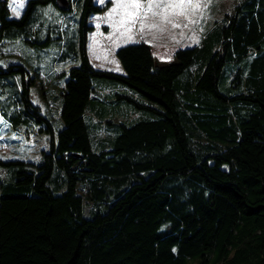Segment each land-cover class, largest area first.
Listing matches in <instances>:
<instances>
[{
	"label": "trees",
	"instance_id": "1",
	"mask_svg": "<svg viewBox=\"0 0 264 264\" xmlns=\"http://www.w3.org/2000/svg\"><path fill=\"white\" fill-rule=\"evenodd\" d=\"M67 1L26 0L12 17L0 0V53L55 44L69 64L49 70L62 78L54 131L31 101L41 67L0 63V115L49 133L36 162L0 158L14 171L0 183V264H264V0L234 1L201 44L120 45L124 74L88 56L90 16L111 0ZM95 77L143 112L108 147L84 120Z\"/></svg>",
	"mask_w": 264,
	"mask_h": 264
},
{
	"label": "rangeland",
	"instance_id": "2",
	"mask_svg": "<svg viewBox=\"0 0 264 264\" xmlns=\"http://www.w3.org/2000/svg\"><path fill=\"white\" fill-rule=\"evenodd\" d=\"M24 1L9 0L10 16L18 17V11L21 10ZM95 1L99 3L100 0ZM189 1L193 2L191 8L188 7ZM234 1L239 2L240 0H113L111 7L105 13L110 25L106 43L113 45L115 42L128 43L145 40L152 46H165L166 49L191 44L190 41L199 36V31H202L203 27L221 22L224 14L230 12ZM92 21L97 23L96 17H93ZM72 25V20H68V23L64 24L65 31L71 29ZM105 45L108 46V44ZM105 45L93 41L89 43L90 62L95 68L114 71L116 55ZM2 50L1 64L4 61L20 62L22 61L21 55H24L26 59L27 54H24V51L37 50L36 55H29L31 58L28 59L30 70L41 67L42 71L31 85V101L37 105L40 114L56 131L61 126L58 107L62 78H58L54 72L48 74L47 71L56 57L54 55L52 60L50 55L53 52H60V47L51 44L43 49H35L14 45ZM67 63L66 60L60 61L57 67L58 72L65 70L69 65ZM93 83L95 91L85 107L84 120L93 147L99 148L101 144L108 147L118 132L117 122H130L135 119L138 112H143L124 98L116 97V93L131 92V89L124 84L103 77H95ZM40 86L43 87L44 94L41 93ZM106 118H110L111 122H106ZM2 122L4 125L0 126V158H22L36 162L41 149L47 148L49 133L40 131V136H38L37 127L29 136H26L24 131L28 130L31 125L45 126V122L40 120V123H37L32 116V120L28 122L21 121L15 131L9 122L0 116V124ZM16 136L19 140L14 139ZM13 172L12 166L0 163V183L13 180Z\"/></svg>",
	"mask_w": 264,
	"mask_h": 264
},
{
	"label": "crops",
	"instance_id": "3",
	"mask_svg": "<svg viewBox=\"0 0 264 264\" xmlns=\"http://www.w3.org/2000/svg\"><path fill=\"white\" fill-rule=\"evenodd\" d=\"M26 1V0H25ZM25 1H24V4H25ZM103 0H100L99 1V3L100 2H102ZM112 2H111V4L109 5V7L107 8V9H105L104 11H102V12H100V13H94V14H92L91 16H90V20H91V22H92V24H93V26H94V28L89 32V35H88V56H89V59H90V55H89V43L91 42V41H93V42H96V43H101L102 45H105V44H108V46H106V48H108L109 50H111L112 51V53H114L115 54V50L117 49V47H119L120 45H122V44H125V43H113V45H110L109 43H106V41L108 40V36H109V32H110V25H109V23H108V21H107V19H106V10H108L110 7H111V5H112V3H113V0H111ZM24 4H22L21 5V10H19L18 12H19V15H20V13H21V11H22V9H23V6H24ZM192 5H193V2L191 1H189L188 2V7L189 8H191L192 7ZM18 15V16H19ZM95 18L96 17V19H97V23H95V22H93L92 21V18ZM215 24H208V25H206L205 27H203V30L202 31H199L200 33H199V36L197 37V38H195V39H193V41H190L191 42V44H201V42H202V39H203V37L205 36V34L214 26ZM206 32V33H205ZM141 41V40H140ZM145 41V40H144ZM148 42V41H147ZM189 42V43H190ZM14 48H17V47H14ZM15 51V50H14ZM27 54V56H26V58L27 59H29V58H31L29 55H36V53L37 52H35V51H33V50H26V51H24V54ZM24 56V55H23ZM22 55H21V60H24V58L25 57H23ZM49 70L50 69H48V71H47V73L49 74V73H51V72H49ZM114 71H116V72H118V73H121V74H124L125 73V71H124V68L122 67V65H121V63H120V61L118 60V58L116 57V69L114 70ZM40 73H42V71H40ZM0 116H2V115H0ZM3 117V116H2ZM1 125H4V123L2 122L1 124H0V126ZM11 125V124H10ZM14 131H15V129H14ZM34 131H32L29 135H31L32 133H33ZM28 135V136H29ZM37 135L38 136H40V133L37 131ZM14 139H16V140H19V137L18 136H16ZM39 158V157H38ZM20 159H22V158H20ZM24 160V159H23Z\"/></svg>",
	"mask_w": 264,
	"mask_h": 264
},
{
	"label": "built area",
	"instance_id": "4",
	"mask_svg": "<svg viewBox=\"0 0 264 264\" xmlns=\"http://www.w3.org/2000/svg\"><path fill=\"white\" fill-rule=\"evenodd\" d=\"M68 15H66V16H63L61 19H62V22H64L65 21V18L67 17ZM59 62H60V60H59V57L58 56H56V59L54 60V62H53V65H52V69H51V71H58V64H59Z\"/></svg>",
	"mask_w": 264,
	"mask_h": 264
},
{
	"label": "water",
	"instance_id": "5",
	"mask_svg": "<svg viewBox=\"0 0 264 264\" xmlns=\"http://www.w3.org/2000/svg\"><path fill=\"white\" fill-rule=\"evenodd\" d=\"M56 3L62 9H66L69 6V2L67 0H56Z\"/></svg>",
	"mask_w": 264,
	"mask_h": 264
}]
</instances>
